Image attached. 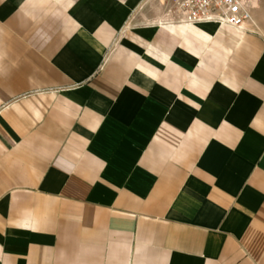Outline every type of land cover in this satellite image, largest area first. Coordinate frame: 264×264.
Masks as SVG:
<instances>
[{
  "label": "crops",
  "instance_id": "0c3cea01",
  "mask_svg": "<svg viewBox=\"0 0 264 264\" xmlns=\"http://www.w3.org/2000/svg\"><path fill=\"white\" fill-rule=\"evenodd\" d=\"M259 1L0 0V264H264Z\"/></svg>",
  "mask_w": 264,
  "mask_h": 264
},
{
  "label": "built area",
  "instance_id": "2783aa9c",
  "mask_svg": "<svg viewBox=\"0 0 264 264\" xmlns=\"http://www.w3.org/2000/svg\"><path fill=\"white\" fill-rule=\"evenodd\" d=\"M164 23L210 22L243 28L252 19V0H156Z\"/></svg>",
  "mask_w": 264,
  "mask_h": 264
},
{
  "label": "rangeland",
  "instance_id": "374dc122",
  "mask_svg": "<svg viewBox=\"0 0 264 264\" xmlns=\"http://www.w3.org/2000/svg\"><path fill=\"white\" fill-rule=\"evenodd\" d=\"M258 8H259V19L256 24L260 32L264 34V0H260L258 2Z\"/></svg>",
  "mask_w": 264,
  "mask_h": 264
}]
</instances>
